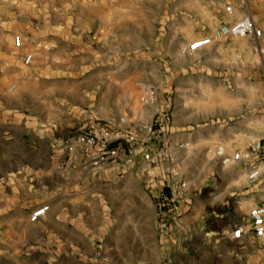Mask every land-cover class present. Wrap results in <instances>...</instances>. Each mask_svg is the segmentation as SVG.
Segmentation results:
<instances>
[{
    "label": "rangeland",
    "instance_id": "1",
    "mask_svg": "<svg viewBox=\"0 0 264 264\" xmlns=\"http://www.w3.org/2000/svg\"><path fill=\"white\" fill-rule=\"evenodd\" d=\"M252 3L264 32V0ZM227 6L0 0V26L14 27L0 61V264H264V239H230L264 200V174L248 184L253 161L231 159L264 141V54L239 38L187 52L230 22ZM40 206L51 226L27 228Z\"/></svg>",
    "mask_w": 264,
    "mask_h": 264
},
{
    "label": "built area",
    "instance_id": "2",
    "mask_svg": "<svg viewBox=\"0 0 264 264\" xmlns=\"http://www.w3.org/2000/svg\"><path fill=\"white\" fill-rule=\"evenodd\" d=\"M235 1L243 13H246L238 21L232 25H222L219 27L210 37H203L193 41L188 45V53H194L209 47L213 43L221 42L225 38L239 37L245 38L252 44L253 52L258 55L264 54V49L262 48V42L264 41V32L261 28L257 27L247 10V0H233ZM232 7L227 6L225 12L227 14L232 13ZM16 48L21 46V40L19 37H15L13 40ZM32 60V55L27 54L23 59L24 65H29ZM80 143H84L83 139H79ZM114 155V153H110ZM264 141H256L250 144L244 151L236 152L232 156L234 162L246 161L251 162V168L246 175V180L248 184L256 183L262 177V165L264 162ZM263 160V161H262ZM48 207L40 206L34 212L31 213L29 217L30 223H36L41 220L47 213ZM246 226H236L230 234V239L232 241H240L247 234L251 235L253 238L261 240L264 239V200H261L256 206L250 209L247 216Z\"/></svg>",
    "mask_w": 264,
    "mask_h": 264
},
{
    "label": "crops",
    "instance_id": "3",
    "mask_svg": "<svg viewBox=\"0 0 264 264\" xmlns=\"http://www.w3.org/2000/svg\"><path fill=\"white\" fill-rule=\"evenodd\" d=\"M5 2H8V0H5ZM32 1H28V4L29 5H31L30 3H31ZM225 2H227V3H230V6L232 7V9H233V11H232V13L234 12V15L231 17V15H230V17H231V20H230V22H227V21H224L223 23H221V26L222 25H224V24H226V25H232V24H234L233 22H236V20L238 21V18L240 17V13L242 14L243 12H242V10L240 9V7H239V5L235 2V1H233V0H225ZM254 3H252V0H247V12H248V14H249V16L251 17V19H252V21H253V23L257 26V27H259V28H261L262 29V27H260L258 24H257V21L254 19V17H253V5ZM31 6H34V3L31 5ZM235 12H236V15H235ZM231 13V14H232ZM244 15L246 14V13H243ZM243 15V16H244ZM229 16V15H228ZM242 17V16H241ZM240 17V18H241ZM239 18V19H240ZM229 23H232V24H229ZM221 26H219V27H221ZM218 27V28H219ZM217 28V29H218ZM216 29V30H217ZM14 27L12 26V24H10L9 26H8V28L7 29H5V27H1L0 26V61L1 62H3V61H7V59H9L10 58V46H11V35L14 33ZM215 30V31H216ZM263 30V29H262ZM213 34V33H212ZM211 36V35H210ZM209 36V37H210ZM207 37V36H206ZM203 38V37H202ZM232 38H239V37H231V38H225V39H223L221 42H218V43H213L212 45H210L209 47H206V48H204V49H212V48H215V46H217V45H220L223 41H225V40H229V39H232ZM198 39H200V38H198ZM239 39H245V38H239ZM195 40H197V39H195ZM194 40V41H195ZM245 40H247V39H245ZM247 41H249V40H247ZM250 42V41H249ZM192 43V42H191ZM190 43V44H191ZM188 47V46H187ZM204 49H202V50H199V51H197V52H194L195 54L196 53H199V52H201V51H203ZM188 52V51H187ZM193 54V53H192ZM27 55V54H26ZM25 55V56H26ZM24 56V57H25ZM24 57H23V59H24ZM33 58V57H32ZM29 65H31V62L29 63Z\"/></svg>",
    "mask_w": 264,
    "mask_h": 264
},
{
    "label": "bare ground",
    "instance_id": "4",
    "mask_svg": "<svg viewBox=\"0 0 264 264\" xmlns=\"http://www.w3.org/2000/svg\"><path fill=\"white\" fill-rule=\"evenodd\" d=\"M207 1V0H206ZM209 3V2H208ZM14 44V43H13ZM216 44V43H215ZM262 48L264 47V41L262 42ZM14 46H15V44H14ZM204 51V50H203ZM202 51V52H203ZM198 55V54H197ZM182 57V56H181ZM183 59V58H182ZM185 59H186V56H185ZM186 61V60H185ZM232 162H234L233 160H232ZM231 169V168H230ZM261 171H262V176H263V174H264V166L261 168ZM239 182H240V179H239V181H238V184H239ZM55 208H57V207H55ZM54 209V208H53ZM29 211V210H28ZM48 212V211H47ZM53 214H55V213H53ZM51 215V214H50ZM50 215H49V213H46V215L42 218V221H43V224H45V225H47V226H51V218H50ZM19 218H20V220L21 221H23L24 220V224L26 223V213L24 212V211H20V213H19ZM44 218H47V219H45V221H44ZM47 220V221H46ZM22 223V222H21ZM30 222H28V223H26L27 225V228L28 227H31V226H33V224L31 225V224H29ZM52 226H54L53 224H52ZM30 230V229H29Z\"/></svg>",
    "mask_w": 264,
    "mask_h": 264
}]
</instances>
